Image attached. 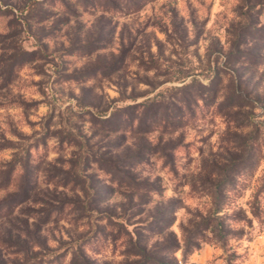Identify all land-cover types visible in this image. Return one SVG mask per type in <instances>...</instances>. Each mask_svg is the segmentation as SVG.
Segmentation results:
<instances>
[{"label": "rangeland", "instance_id": "rangeland-1", "mask_svg": "<svg viewBox=\"0 0 264 264\" xmlns=\"http://www.w3.org/2000/svg\"><path fill=\"white\" fill-rule=\"evenodd\" d=\"M98 2L0 0V204L24 185L5 188L10 164L37 176L0 217V264H129L130 237L200 232L186 260L158 256L264 264V0ZM211 80L216 97L187 125L126 134L102 119Z\"/></svg>", "mask_w": 264, "mask_h": 264}, {"label": "trees", "instance_id": "trees-1", "mask_svg": "<svg viewBox=\"0 0 264 264\" xmlns=\"http://www.w3.org/2000/svg\"><path fill=\"white\" fill-rule=\"evenodd\" d=\"M99 1L100 2L98 3L103 5V7H106V9H113V11L122 10L123 2L125 3V9H130L132 6L135 8L137 5L136 3L138 2V0ZM244 1L246 2L247 0ZM258 1L259 0H256V2ZM130 3H132V5ZM15 66H17V64H15ZM217 83H220V81L217 82V80H211L209 84H203L201 82L195 84L194 82H191L183 87L182 98L178 99L176 102L170 104L168 101L164 102L163 100H148L125 104L123 106H118L114 113L115 115L111 116L110 114L109 118L107 116L102 119L119 123L124 127V132L126 134H135L138 131H147L149 129L152 130L154 127H162L164 129L171 127L174 129L177 126L187 125V123L193 121L197 116L204 117L205 113L209 110L208 105L210 102L207 96L216 95L213 90L219 87V84ZM171 108L173 110H171ZM18 170L23 172L17 174ZM112 175L115 176V178L120 179H117L118 183L123 182L121 174L114 173L111 174V176ZM18 178L23 179L24 185H22L19 194L15 193L14 195L7 197V199L0 204V217H6L13 214L15 212V207L17 205L19 206V203L28 201L35 191L37 176L35 177L33 168L29 167L27 162H24V164L13 162L9 165L5 171V188L11 187L13 184L15 185ZM13 198L17 199L14 201L18 203L13 205ZM38 201L42 200L40 199ZM52 209L51 214L54 213L57 208L53 207ZM215 221H212V223L208 222L204 226V229H209L208 227L210 226L211 228L213 227V232L217 235L215 237L218 238L221 231L218 229V224H216ZM200 234L201 236L198 237L194 233H188L184 238L182 245L177 241H174L173 243L162 241L149 246L144 242L140 243L134 241L136 239L130 237L128 241L129 243L127 242V251H129V256L136 260L129 264H178L177 260L165 262V259L161 256H163V253L165 252L172 255L181 248L183 250V258L186 260L188 256L200 246V242L207 239L202 232H200ZM158 255L161 256L159 257ZM77 258L78 253H75L71 260H69V264H78V261L76 260ZM38 264H41V262ZM42 264H53V262Z\"/></svg>", "mask_w": 264, "mask_h": 264}]
</instances>
